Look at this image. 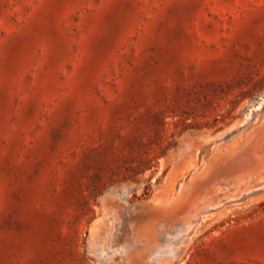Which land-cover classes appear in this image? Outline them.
Masks as SVG:
<instances>
[{"label": "rangeland", "instance_id": "374dc122", "mask_svg": "<svg viewBox=\"0 0 264 264\" xmlns=\"http://www.w3.org/2000/svg\"><path fill=\"white\" fill-rule=\"evenodd\" d=\"M0 264H264V0H0Z\"/></svg>", "mask_w": 264, "mask_h": 264}]
</instances>
